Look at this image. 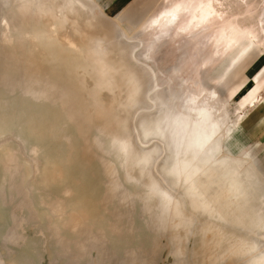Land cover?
I'll use <instances>...</instances> for the list:
<instances>
[{
	"label": "rangeland",
	"instance_id": "obj_1",
	"mask_svg": "<svg viewBox=\"0 0 264 264\" xmlns=\"http://www.w3.org/2000/svg\"><path fill=\"white\" fill-rule=\"evenodd\" d=\"M19 1L0 0V264H254L264 256V230L228 221L213 205L217 194L234 200L224 181L209 188L218 172L204 173L202 193L192 189L165 170L171 149L143 133L163 115L193 121L196 103L197 128L212 133L222 157L238 119L232 131L254 155H233L244 161L243 177L253 171L264 183V115L253 116L258 105L238 110L258 86L264 96V46L244 39L223 52L224 22L155 25L183 0H32L46 15L29 29L15 20ZM221 2L232 21L264 26V0ZM51 25L74 45L43 38L34 50L31 34ZM86 25L118 67L112 85L88 56L79 35ZM30 79L48 82L45 95Z\"/></svg>",
	"mask_w": 264,
	"mask_h": 264
},
{
	"label": "bare ground",
	"instance_id": "obj_2",
	"mask_svg": "<svg viewBox=\"0 0 264 264\" xmlns=\"http://www.w3.org/2000/svg\"><path fill=\"white\" fill-rule=\"evenodd\" d=\"M19 3H20L19 8L17 9L18 10L17 12H19V13H16L17 16L15 14V20L18 22L17 23L18 26H19V22H21L22 24L20 23V25L25 24L26 26L25 25L24 26L27 27V29H29L28 28L29 23L31 25H32V23H34V25H36V24H38V22L41 21V18H44L46 15L45 9L40 10L39 6H37L36 8L33 7L32 0H20ZM222 7L223 6H222L221 0H183L182 3L176 4L173 10L167 12L161 20L155 21L154 23H155V25L157 24V26L160 28H168L169 26H171V27H178V28L195 29V28L203 27L204 25L205 26H211L214 23L216 24L219 22H224V23H226V26L218 35V41L220 43H222L223 52H226L227 49L234 47L238 42H240L244 39H250L253 42L259 43V45L264 46V26L259 27V25H261L262 22L259 23L258 25H253V24L244 25V24L234 22L230 19L231 18L230 16L228 17L227 15H225L221 11ZM41 9H42V7H41ZM72 25H74V24H72ZM75 25H76V23H75ZM75 25H74V27H75ZM51 26H52V28L51 29L48 28V30L46 29L47 32H45L46 34L43 36L41 35V33H38V32L35 33V31H34V34H31V42L34 43V50H36L39 47L38 43H39V41H42L43 38L46 39V43H45L46 46H51L52 44L56 45V42L58 43L59 41L65 45L69 46V47L74 45L73 41L70 40V37L68 34L58 33V31L56 33V32H54L55 30L53 29V25H51ZM43 28H46V27H43ZM91 29H92L91 25H86L85 28L81 29V32H79V35L83 37L82 38L83 43L88 44V48H86L87 53H88V56H90L96 64L98 79L101 81L107 82L109 85H112L113 84L112 82L115 79L114 74L116 73V69L118 67L112 63L111 59L108 57V55L106 53H102L99 51L98 42H96L95 39L94 40L92 39L94 37H93V33L91 32ZM25 30H26V28H25ZM39 30H40V28H39ZM21 31H24V30H21ZM75 31H77V29ZM31 33H33V32H31ZM88 39H91V41L90 40L88 41ZM41 45H44V44H41ZM121 69H123V67ZM125 75L127 76V74H125ZM128 78H129V82L131 84H133L134 86L137 85L138 79L136 77L129 75ZM24 80H26V82H27V80H29V79H24ZM45 80H48V79H45ZM26 82L24 81L22 83L26 84ZM55 82H57V81H55ZM31 85H34L37 87L38 90L36 88L35 89L37 91H39L40 95H45V93L43 94V91H41L42 89H40V88L46 87L48 85V82L43 81V80H39V79L38 80L35 79L34 81H32ZM21 86H22V84H21ZM27 87H31V86H27ZM24 88L26 89V87H24ZM32 92H33V88H32ZM34 92H36V91L34 90ZM263 99H264V96H260V94H258V95L251 94L250 96H248L246 101H244V103H242L240 105V107H238V110L239 111L241 109L243 110L244 108H247L248 106L255 108L257 105H259L261 103V101ZM195 101H197V106H198V103H199V97L198 96L195 98ZM192 102H193V100H192ZM187 105H188V103H187ZM195 105H196V103L194 104L192 109L194 110L193 114H196V116H197V113H198L197 108L198 107H196ZM100 113H102V112H100ZM100 113H99V115H100ZM71 115L74 116L73 112L71 113ZM102 115H103V113H102ZM200 115H202V114H200ZM76 116H77V114H76ZM76 116H74V117H76ZM196 116L194 118L192 117L193 121L188 122V121L181 119L180 117H177V116L171 117L170 115H167V116L163 115L159 119L157 118L156 121L146 122L145 124H143L144 136L145 137L154 136V138L159 139L162 143H164L168 147V149H171L170 156H172V159H173L172 165L168 164L167 168L165 170L167 172H171V170H175V171H177V175L179 177H181V175L183 174L186 178V183L188 181L191 182L190 187L192 189H195L196 187H198L202 193L203 188H201L202 186H200V184H203L204 182H206V178L203 176L204 173H206L210 169L216 170L218 172V176L213 181L214 184L209 183V188L214 187V185L216 183H220L221 181H224L225 183H227L229 185L230 190L232 191L233 198H234V200L229 199L228 202H222L221 201L222 200L221 194H217L216 199H214V201L212 203L216 207V209L219 206V209H220V210H218L219 213H222L223 217L228 221H239L240 223H242V225L246 221L248 223V225H254L260 231L264 230V210H263V206H264V183H262V180L258 181V179L260 177L257 179V174H255L253 171L252 172L249 170L244 171L245 177H243V175H242L243 174L242 173V165L243 164L242 163L244 161L243 162L239 161L237 158L238 155L237 154L233 155V153H231V151H229L226 146H223V148L224 147L226 148V149L224 148L226 151H222L223 156L222 157H220V156L216 157L217 149H213V147H211L209 144L212 133L210 132L208 134V131H207V134H205V132H203V129L201 130V129L197 128L198 126L196 124V120L198 121L199 116L198 117H196ZM206 117H207V115H206ZM104 118H105V116H104ZM104 118L102 117V119H101V117H100L99 119L102 120V122H103ZM116 121H120V120H116ZM239 122L240 121H238V119H237V122L234 123L232 125V127L228 128V130L225 134V137L229 136L232 133L233 128ZM103 123L105 124V122H103ZM210 125H212V124H210ZM118 126L120 127L121 124L119 123ZM106 127H108L107 123H106ZM103 128H104V126L102 127L101 131L103 130ZM121 128H122V126H121ZM215 128H217V127H215ZM107 129H109V128H107ZM104 130L109 131V130H106L105 128H104ZM199 131L201 132V136L199 135ZM210 131H211V129H210ZM200 138L202 139L201 140L202 143L201 142L199 143ZM223 138H222V140H223ZM229 138H230V136H229ZM231 138H232V136H231ZM212 139H213V137H212ZM119 142L123 143L126 147V150H128V145L124 141H119ZM208 144H209V146H208ZM212 146H214V145L212 144ZM149 156H151V155L146 154L144 156L143 160L140 161L139 165L142 167L147 166L151 160L149 158ZM197 191H198V189H197ZM227 204L234 205L236 207V208H234L235 210L230 212L229 211L230 210L229 205H227ZM212 211H214V209H212ZM73 225L76 226L78 224H77V222H74ZM239 227H241V226H239ZM242 242H246L245 239H243ZM245 244L250 245V247H252V245H253L252 243L251 244L245 243ZM210 251H211V249H210ZM242 251H244V248H242ZM208 255H209V253H208ZM204 256H206V255H204ZM203 260H206V259H203ZM254 264H264V256L255 257Z\"/></svg>",
	"mask_w": 264,
	"mask_h": 264
},
{
	"label": "crops",
	"instance_id": "obj_3",
	"mask_svg": "<svg viewBox=\"0 0 264 264\" xmlns=\"http://www.w3.org/2000/svg\"><path fill=\"white\" fill-rule=\"evenodd\" d=\"M101 1H104V2H106L108 4H115L117 2H120V1L123 2V1H127V0H101ZM262 64H263V61L261 60L260 63H258L257 68L255 70H253L254 73L255 72L258 73L260 71V68H261ZM260 89H261V87L258 86L255 90H253L249 94V96L251 94H253V95L260 94V92H259ZM263 115H264V105H258V108L254 110L253 116L257 117V120L258 119L260 120ZM241 122L244 123V121H241ZM229 136H230V138H229ZM229 136L225 137V139H224V143L225 144L224 145L228 148L229 151H231V153H236V152L238 153V152H241L242 150H245V151H249L251 155H254V153L252 152V150L250 148L249 149H245L244 146H242L243 142H241L240 138L238 137L237 133H235V131H232V133ZM231 136H232V138H231Z\"/></svg>",
	"mask_w": 264,
	"mask_h": 264
}]
</instances>
